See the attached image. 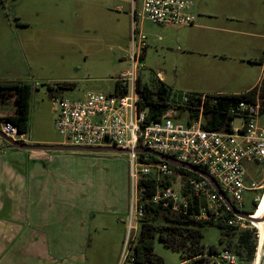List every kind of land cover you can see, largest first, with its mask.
Masks as SVG:
<instances>
[{
    "label": "rangeland",
    "instance_id": "rangeland-1",
    "mask_svg": "<svg viewBox=\"0 0 264 264\" xmlns=\"http://www.w3.org/2000/svg\"><path fill=\"white\" fill-rule=\"evenodd\" d=\"M190 1L196 26L141 24L147 36L143 81L156 89L162 77L175 99L192 93H241L258 84L264 58V0ZM140 2L135 0V5ZM131 12V0H0V85L32 86L27 132L31 144L64 142L55 125L56 98L78 100L88 92L114 91L115 78L130 67ZM14 112L13 96L0 98V118ZM180 122L187 124L185 118ZM240 123L235 118L234 124ZM260 125L264 128V116ZM15 151L0 150V161ZM31 152L47 165L46 211L37 217L32 209L34 227L19 244L6 216L0 218V264H134L129 245L139 235L140 220L133 221L138 230L130 235L129 155ZM252 182L258 190L247 191L241 205L227 195L241 211L250 210L253 201L258 210L264 199V163L247 166V183ZM179 187L176 179L178 192ZM61 190L72 193L77 202L65 223L52 194ZM35 215L42 223L38 229ZM254 227L259 242V229L252 223L244 221L239 230ZM220 237L218 227L208 226L202 242L222 250L229 240L222 244ZM155 253L164 264H185L179 252L158 238ZM209 260L205 264H214Z\"/></svg>",
    "mask_w": 264,
    "mask_h": 264
},
{
    "label": "built area",
    "instance_id": "built-area-1",
    "mask_svg": "<svg viewBox=\"0 0 264 264\" xmlns=\"http://www.w3.org/2000/svg\"><path fill=\"white\" fill-rule=\"evenodd\" d=\"M193 6L190 0H141L138 7L135 0H131V53L127 57L130 67L115 78L114 91H93L82 99L61 97L54 101L58 108L55 125L64 139L63 145L113 147L129 152L133 190L130 235L137 230L134 223L143 214L142 196L145 187H139V182L148 176H152L157 184L171 177L179 180L180 187L186 183L193 194L206 200V205L200 207L199 218L211 219L213 215L214 219L215 216L224 218L223 201L206 179L177 173L170 164L160 159L151 161L149 158L152 156L135 152L137 148L153 150L179 162L204 168L238 205L242 204L247 191L258 190L256 183H247V166L264 163V128L260 125L264 116V60L263 74L256 85V92L231 108L241 123L236 126L234 120L230 131L206 130L201 118L184 125L174 119L176 111L172 108L158 120L147 123L148 112L140 106L145 99L138 81L142 78L144 51L147 47V36L141 24L150 21L158 25L194 26ZM249 91L243 94H250ZM205 97V94L201 96L202 99ZM187 98L188 94L183 95L182 101H187ZM0 130L16 142L30 144L27 133L19 132L17 126L5 119L0 120ZM152 200L171 201L176 206L185 203L184 196L175 185L158 186ZM243 222L238 217L227 221L236 227L242 226ZM213 258L217 264H239L238 255L229 249L221 250Z\"/></svg>",
    "mask_w": 264,
    "mask_h": 264
},
{
    "label": "trees",
    "instance_id": "trees-1",
    "mask_svg": "<svg viewBox=\"0 0 264 264\" xmlns=\"http://www.w3.org/2000/svg\"><path fill=\"white\" fill-rule=\"evenodd\" d=\"M263 60L264 58L259 64L262 65ZM62 85L64 87L72 86L68 83ZM138 85L139 89H143L145 100L140 103V106L148 112L147 123L158 120L167 110L172 108L176 111V115L178 113L185 116L181 118L175 116V120L180 121L185 118L187 124H191L201 118L203 128L209 131H230L232 122L237 118L236 112H231L232 106L241 99L249 98L257 89V86L253 87L249 91L250 94L247 95L243 94L244 92L229 96L205 94V99L201 98L203 94L192 93L188 94L187 101L184 102L182 97L173 98L170 89L161 80L158 81L156 89L144 84L140 78ZM9 95L14 98L15 112L13 115L0 118V120L5 119L13 123L19 132L25 134L28 132L32 86L28 83H17L9 87L0 85V98H6ZM149 159L159 161L153 156ZM171 167L184 176L201 178L186 169ZM201 169L205 171L204 168L201 167ZM175 184L176 179L174 177L162 180L160 184H157L152 176L140 180L139 187H145L142 196L143 214L138 219L140 220L139 235L129 245L134 264H164V259L155 253L157 238L164 246L179 252L183 259L182 263H207L210 258L218 256L221 252L220 247L216 245L206 248L203 244L204 229L208 226H216L221 230L220 242L225 243L223 240L225 238L229 240L226 242L227 246L222 248L237 254L239 264H254L258 249L257 229L254 227L252 231L239 230L241 228L229 225L227 221L236 218V216L228 210L223 202L224 218L215 216L216 219H214V215L211 219L199 218L201 215L200 207L206 205V200L193 194L186 183L179 188L181 195L185 198V203L176 206L171 201L154 202L152 200L156 195L158 186L166 187ZM257 206L258 202L253 201L250 210L240 211L247 215H253ZM244 221L250 224V222ZM214 264H217L216 261Z\"/></svg>",
    "mask_w": 264,
    "mask_h": 264
},
{
    "label": "crops",
    "instance_id": "crops-1",
    "mask_svg": "<svg viewBox=\"0 0 264 264\" xmlns=\"http://www.w3.org/2000/svg\"><path fill=\"white\" fill-rule=\"evenodd\" d=\"M194 26H196V23ZM145 54L146 49L144 51V60ZM141 80L146 84L142 78ZM159 80L164 82L162 77ZM256 85L247 90L252 89ZM217 93L238 94L226 92L204 94ZM1 141L3 140L0 138V150L10 149L5 141ZM36 142L42 143L44 141ZM31 153L32 152H29L28 154L27 151L16 150L12 154H9L10 156H8V159H4L3 162L0 161V218L6 216L8 225L12 227L13 239L18 241V244L21 239L26 241L25 231L34 227L31 223L32 215L35 213L38 217V215L44 214L46 211V203H48L49 198V191L46 187L47 165L39 161L37 157H32ZM58 192L59 191L52 192V194L57 200L56 208L59 212L60 220L65 223L66 219L71 215L70 207L75 206L77 208L76 197L70 192H64V190H61L60 193ZM71 200H73V203H71ZM65 205L67 208L63 210ZM60 207L62 210H60ZM32 209L34 213H32ZM35 221L36 229L40 228L39 226H41L42 223H39V221L37 222L36 215ZM17 236L19 239H17ZM25 246L26 245H24V247Z\"/></svg>",
    "mask_w": 264,
    "mask_h": 264
},
{
    "label": "water",
    "instance_id": "water-1",
    "mask_svg": "<svg viewBox=\"0 0 264 264\" xmlns=\"http://www.w3.org/2000/svg\"><path fill=\"white\" fill-rule=\"evenodd\" d=\"M0 138L5 141L8 146L12 149L16 150H21V151H42V152H52V151H75V152H90V153H113V154H128L129 152L127 150H122L118 148H113V147H100V148H87V147H77V146H67L63 144H52V145H36V144H26V143H20L12 140L11 138L5 136L1 130H0ZM135 152L140 153V154H148L150 156H153L155 158H158L168 164H170L173 167L176 168H182L186 169L189 172L195 173L199 175L200 177L206 179L214 191L219 195L223 203L226 205L229 211H231L236 217L246 220L250 223H252L254 226L256 224H263L264 225V212L261 217L255 218L253 215H247L242 213L232 202L231 200L227 197V195L224 193V191L221 189L219 184L216 182V180L211 177L206 171L202 170L201 168L182 163L177 161L176 159L162 155L160 153H157L153 150H148L144 148H137ZM257 227V226H256ZM258 247H260V260L259 264H264V232L263 236L259 237V242H258ZM258 251V249H257ZM258 253V252H257ZM257 255V254H256Z\"/></svg>",
    "mask_w": 264,
    "mask_h": 264
},
{
    "label": "bare ground",
    "instance_id": "bare-ground-1",
    "mask_svg": "<svg viewBox=\"0 0 264 264\" xmlns=\"http://www.w3.org/2000/svg\"><path fill=\"white\" fill-rule=\"evenodd\" d=\"M264 212V199L262 201V203L260 204L258 210L256 211V213L254 214L253 217L255 218H259L262 216ZM257 228L259 229V232H260V240H261V237L263 236V232H264V225L259 223V224H256ZM260 247H258V253H257V259H256V264H259V260H260Z\"/></svg>",
    "mask_w": 264,
    "mask_h": 264
},
{
    "label": "flooded vegetation",
    "instance_id": "flooded-vegetation-1",
    "mask_svg": "<svg viewBox=\"0 0 264 264\" xmlns=\"http://www.w3.org/2000/svg\"><path fill=\"white\" fill-rule=\"evenodd\" d=\"M218 94V93H217Z\"/></svg>",
    "mask_w": 264,
    "mask_h": 264
}]
</instances>
